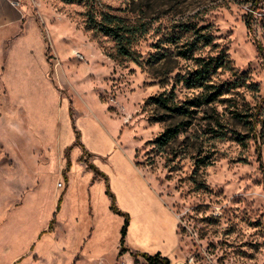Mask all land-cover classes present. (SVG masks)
Wrapping results in <instances>:
<instances>
[{"label": "rangeland", "instance_id": "obj_1", "mask_svg": "<svg viewBox=\"0 0 264 264\" xmlns=\"http://www.w3.org/2000/svg\"><path fill=\"white\" fill-rule=\"evenodd\" d=\"M23 5L21 23L0 30V264H134L83 137L122 147L173 210L171 264H264V0ZM103 24L129 37L136 61ZM194 29L213 40L183 56ZM220 53L230 62L209 82L229 86L207 102L185 77Z\"/></svg>", "mask_w": 264, "mask_h": 264}, {"label": "crops", "instance_id": "obj_2", "mask_svg": "<svg viewBox=\"0 0 264 264\" xmlns=\"http://www.w3.org/2000/svg\"><path fill=\"white\" fill-rule=\"evenodd\" d=\"M26 12L23 0H0V30L21 23ZM104 136L110 143H114L108 136ZM83 143L94 155L92 163L108 176L115 204L129 215L125 237L130 250L148 254L159 252L170 260L178 243L177 217L173 210L146 182L142 171L122 147L114 143L112 148L105 150L100 144L85 137ZM147 222L150 223L148 233ZM130 225L138 231L135 236L130 231ZM144 238H147L145 243L140 241ZM140 263L144 264V261Z\"/></svg>", "mask_w": 264, "mask_h": 264}, {"label": "trees", "instance_id": "obj_3", "mask_svg": "<svg viewBox=\"0 0 264 264\" xmlns=\"http://www.w3.org/2000/svg\"><path fill=\"white\" fill-rule=\"evenodd\" d=\"M126 28V33L130 34L131 29L129 27ZM100 30L106 34H111L118 47V52L125 56L130 58L133 61H136L135 52L130 48V46L127 43H130L129 37H126L124 33L116 29L114 26L110 24H103L100 26ZM193 38L188 43V47L186 49H183L180 54L183 56H189L190 53H192L195 48H197L198 45L206 46L211 44L213 38L209 33H205L201 31L200 29H194L193 30ZM197 66L194 70L190 71L188 75L185 77V83L189 87H203L204 89L209 90L207 95L205 96L204 100L209 102L211 100H214L219 95H221L224 91V89L229 86V84H213L210 83V77L221 67L226 66L230 61L228 57L225 54H216V55H210L208 57H199L196 58ZM226 86V87H225ZM154 100L160 104L161 106L176 111L180 113H186L188 112V108L184 106L179 105H171L168 102V99L166 97H163L162 95H159L157 97H154ZM195 101H189V103H194ZM199 102V101H197ZM73 129L76 134V141L78 140V132L75 129V126H73ZM171 136L170 130H166L157 140L159 143L163 144L168 140V137ZM81 145V143H80ZM68 162V161H67ZM86 167L92 171L93 178L94 179H101L105 183V193L110 198V209L115 214H118L123 217V224L120 228V251L119 253H123L125 251H128L133 257H134V264H139L140 260L139 257H141L144 261V264H171L168 257L161 255L159 252L155 254H148L145 252H138V251H132L128 247L124 246V239L126 236L127 226H128V214L126 212L121 211L117 205L115 204L114 195L110 190L109 184H108V176L100 171L93 163H87ZM53 221L49 224V229L52 227Z\"/></svg>", "mask_w": 264, "mask_h": 264}, {"label": "built area", "instance_id": "obj_4", "mask_svg": "<svg viewBox=\"0 0 264 264\" xmlns=\"http://www.w3.org/2000/svg\"><path fill=\"white\" fill-rule=\"evenodd\" d=\"M59 186H60V183H59ZM186 264H194V262H193V257H189V258L187 259Z\"/></svg>", "mask_w": 264, "mask_h": 264}]
</instances>
